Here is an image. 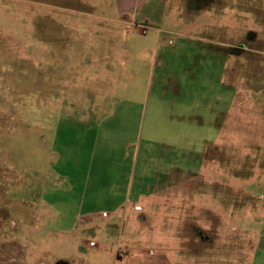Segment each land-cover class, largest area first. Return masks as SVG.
Wrapping results in <instances>:
<instances>
[{
    "label": "rangeland",
    "instance_id": "rangeland-1",
    "mask_svg": "<svg viewBox=\"0 0 264 264\" xmlns=\"http://www.w3.org/2000/svg\"><path fill=\"white\" fill-rule=\"evenodd\" d=\"M118 1L0 0V264H264V0Z\"/></svg>",
    "mask_w": 264,
    "mask_h": 264
},
{
    "label": "crops",
    "instance_id": "crops-1",
    "mask_svg": "<svg viewBox=\"0 0 264 264\" xmlns=\"http://www.w3.org/2000/svg\"><path fill=\"white\" fill-rule=\"evenodd\" d=\"M152 0H119V17H129L132 16L133 19H136V13L139 7L144 6ZM134 21V20H133ZM117 22V21H116ZM121 23V22H119ZM122 22L121 24H123ZM130 22H127L129 24ZM126 24V23H125ZM131 24V23H130ZM133 24V22H132Z\"/></svg>",
    "mask_w": 264,
    "mask_h": 264
},
{
    "label": "flooded vegetation",
    "instance_id": "flooded-vegetation-1",
    "mask_svg": "<svg viewBox=\"0 0 264 264\" xmlns=\"http://www.w3.org/2000/svg\"><path fill=\"white\" fill-rule=\"evenodd\" d=\"M193 3L196 1L197 3H198V5H202V3H208V2H210V1H212V0H191ZM248 36V35H247ZM247 39H248V37H247ZM250 41H252V40H249V42ZM238 46V45H237ZM238 49V51H236ZM245 51V49L244 48H242V47H238V48H236V49H233V51H232V49H231V52H235V53H237V54H233V55H241L243 52ZM225 52H227L228 53V49L227 50H225Z\"/></svg>",
    "mask_w": 264,
    "mask_h": 264
},
{
    "label": "water",
    "instance_id": "water-1",
    "mask_svg": "<svg viewBox=\"0 0 264 264\" xmlns=\"http://www.w3.org/2000/svg\"><path fill=\"white\" fill-rule=\"evenodd\" d=\"M236 51H238V49ZM233 54H237V53L233 52Z\"/></svg>",
    "mask_w": 264,
    "mask_h": 264
}]
</instances>
